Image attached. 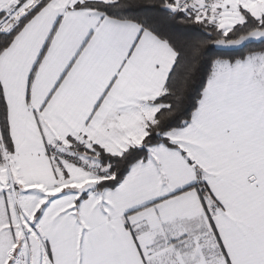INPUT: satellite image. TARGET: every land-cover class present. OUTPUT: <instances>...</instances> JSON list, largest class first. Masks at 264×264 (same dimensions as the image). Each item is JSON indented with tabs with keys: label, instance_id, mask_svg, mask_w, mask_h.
I'll return each instance as SVG.
<instances>
[{
	"label": "snow or ice",
	"instance_id": "1",
	"mask_svg": "<svg viewBox=\"0 0 264 264\" xmlns=\"http://www.w3.org/2000/svg\"><path fill=\"white\" fill-rule=\"evenodd\" d=\"M0 264H264V0H0Z\"/></svg>",
	"mask_w": 264,
	"mask_h": 264
}]
</instances>
